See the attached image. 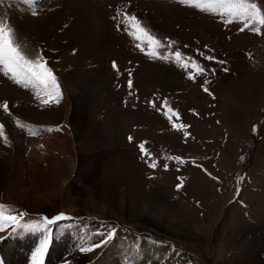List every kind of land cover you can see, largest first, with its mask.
Segmentation results:
<instances>
[{
	"label": "rangeland",
	"instance_id": "1",
	"mask_svg": "<svg viewBox=\"0 0 264 264\" xmlns=\"http://www.w3.org/2000/svg\"><path fill=\"white\" fill-rule=\"evenodd\" d=\"M0 20L62 91L43 104L0 66V204L29 224L70 217L0 232V264H33L46 235L42 264H264V26L182 0H0Z\"/></svg>",
	"mask_w": 264,
	"mask_h": 264
},
{
	"label": "snow or ice",
	"instance_id": "2",
	"mask_svg": "<svg viewBox=\"0 0 264 264\" xmlns=\"http://www.w3.org/2000/svg\"><path fill=\"white\" fill-rule=\"evenodd\" d=\"M27 2H31V0H27ZM182 2L194 3L197 7L210 9L212 11L223 10L230 17H239L244 22V27L247 28L249 25H253V31H259V29L254 27L255 23H259L264 26V13L261 12L257 4L249 3L247 0H182ZM125 20H130L131 27L133 29L131 35L135 36L137 40H141L142 37H148V45L151 49L149 55L156 56L157 52L155 48L159 45V41L154 37L148 34L146 28L141 26V22L133 15V16H125ZM231 22V21H229ZM243 31V29H241ZM140 47V45H138ZM177 62L182 60V56L180 52L175 53ZM207 60H214V56H207ZM220 64H223L224 61H219ZM0 66L4 69V75L7 76L11 74V78L20 85H23L24 88L31 87L35 92L36 96L40 99L41 103L49 104L53 100L59 101L62 91L60 84L58 82L57 76L54 75L53 69L50 68L47 64L46 59L43 56H38L36 59H29L21 50L19 45L15 42L13 37V28L5 23L3 20H0ZM113 69L119 70L118 65L115 61L112 63ZM183 67L187 68L188 64H183ZM194 67L200 68L198 64L194 65ZM227 71V69H224ZM201 74H203L204 69L200 68ZM131 75V73H129ZM189 79H195L194 76L189 75ZM129 87H132V80L128 81ZM205 93L209 92L207 87L203 88ZM155 106V105H154ZM165 106H167V101H165ZM5 111L8 109V105L5 102L3 105ZM166 115L169 120L173 119V115L178 116V113H173L172 108H167ZM174 128H185L187 129V125H177L173 124ZM3 124H0V135H3ZM184 136L188 137L189 133L187 131L184 132ZM6 140L7 137L5 136ZM131 140L132 138L129 137ZM141 151H144V145H140ZM174 159L178 162H182L181 156L177 155ZM152 168H156L157 164L155 162L151 163ZM167 169L168 165H164ZM205 172L207 170L205 169ZM211 176V173H207ZM212 179H216V177H212ZM182 184L178 183L176 185L177 190L182 188ZM6 205L0 204V232L5 230L6 226H12L13 230L19 227H23L25 229H37L40 227L47 228L48 225L56 224L59 221L70 219L66 213L60 212L59 214L49 218L48 216H44L41 222L33 223V224H22V218L26 215V213L20 214H11L5 212ZM116 227H113L107 234L100 233L99 235L103 236L104 239H101L99 243H92L87 247L82 246L80 248L81 252L88 253L93 252L95 249L101 248L105 245L109 240L113 239L116 235ZM50 243V237L45 236L44 239L40 242L39 247L33 253V264H42V257L47 252L48 246Z\"/></svg>",
	"mask_w": 264,
	"mask_h": 264
},
{
	"label": "crops",
	"instance_id": "3",
	"mask_svg": "<svg viewBox=\"0 0 264 264\" xmlns=\"http://www.w3.org/2000/svg\"><path fill=\"white\" fill-rule=\"evenodd\" d=\"M22 220H23V224H29L28 222H24L25 216L22 218ZM26 220H28V218H26ZM13 232H14L13 227L12 226H7V228L3 231V233H4L3 235L10 236ZM18 241H20V240H18ZM28 243H29V241H26V242L22 243V246L19 248V250L21 251V253L19 252V255L17 257H21L22 260L25 259V258H27V255L29 254V251L30 250H29ZM12 250H13L12 248L11 249L10 248L8 249V247L5 246V248H4V254H6L7 252L12 251ZM4 254H3V256L5 257Z\"/></svg>",
	"mask_w": 264,
	"mask_h": 264
},
{
	"label": "bare ground",
	"instance_id": "4",
	"mask_svg": "<svg viewBox=\"0 0 264 264\" xmlns=\"http://www.w3.org/2000/svg\"><path fill=\"white\" fill-rule=\"evenodd\" d=\"M12 103V102H11ZM19 104V110H17V111H19L21 114H25V115H34L35 113H34V110L32 109V107H31V105H29V104H25V103H18ZM12 106V105H11ZM78 119V116L76 117L75 116V119H74V121L75 122H77V119ZM80 125V124H79ZM77 130V129H76ZM14 137H16V134H12ZM80 136V135H79ZM16 140H17V138H16ZM53 168V167H52ZM16 197V196H15ZM162 203V202H161ZM146 207H149V205H146L144 208H146ZM147 209V208H146ZM157 210V209H156ZM159 210V209H158ZM154 211V210H153ZM161 212L162 211H160V212H156V215L157 216H159V215H161ZM169 215H170V217H172V214L171 213H168ZM154 215H155V213H154ZM156 215H155V217H156ZM13 251V250H12ZM12 258V257H11ZM10 258V259H11ZM19 259L20 258H16V263L15 264H18V261H19ZM10 261H12V260H10ZM8 262H9V260H8Z\"/></svg>",
	"mask_w": 264,
	"mask_h": 264
}]
</instances>
